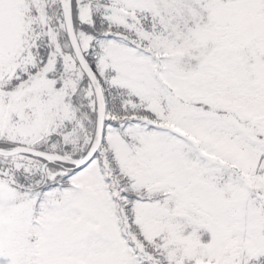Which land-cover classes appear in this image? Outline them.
<instances>
[{
	"label": "snow or ice",
	"instance_id": "6c2138e0",
	"mask_svg": "<svg viewBox=\"0 0 264 264\" xmlns=\"http://www.w3.org/2000/svg\"><path fill=\"white\" fill-rule=\"evenodd\" d=\"M0 264H264V0H0Z\"/></svg>",
	"mask_w": 264,
	"mask_h": 264
}]
</instances>
